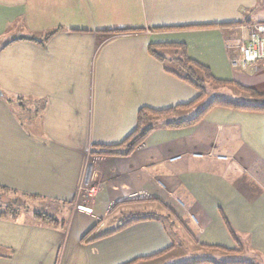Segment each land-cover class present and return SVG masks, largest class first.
<instances>
[{"label": "crops", "instance_id": "1", "mask_svg": "<svg viewBox=\"0 0 264 264\" xmlns=\"http://www.w3.org/2000/svg\"><path fill=\"white\" fill-rule=\"evenodd\" d=\"M263 5L0 0V185L17 201L14 214L0 215V264H139L186 241L231 256L181 262L174 255L162 264H264L263 111L215 105L194 124L167 125L194 118L205 96L154 120L130 155L100 148L122 142L141 107L167 109L197 97L192 84L171 72L180 70L174 44H184L214 78L231 82L226 86L244 101L213 100L251 102L243 88L264 93V58L248 70L231 61L253 25L264 22L257 10ZM25 198L40 210L21 208ZM51 200L69 202L71 211L101 200L108 211L121 203L114 210L152 214L85 242L69 220L36 217L38 211L56 216Z\"/></svg>", "mask_w": 264, "mask_h": 264}, {"label": "trees", "instance_id": "2", "mask_svg": "<svg viewBox=\"0 0 264 264\" xmlns=\"http://www.w3.org/2000/svg\"><path fill=\"white\" fill-rule=\"evenodd\" d=\"M177 48L180 49V53H178V56L174 58V61L177 63L179 67V71H171L175 73L180 78L184 79L185 81L192 84L198 91L197 97L190 103L181 105L178 107H171L167 109H153L147 106L141 107L138 111L137 115V125L135 129L120 143L116 145H109V146H101L102 149H108V150H101V152L105 153H113V154H119L118 152H113L112 150L116 149H124L126 150L123 155H130L133 153L136 148L143 143V141L146 139V137L152 132V130L155 128L154 122H149L152 118L151 117H157L162 118L165 115H168L170 113H174L179 108L190 106L193 103L203 99L206 96V89L205 84L207 80H210L214 82L217 85L226 86L230 85L231 82L224 81V80H218L214 78L211 71L204 65L200 64L199 62L189 58L186 50V46L184 44H174ZM150 52L157 57L159 60L163 61L164 57L160 55L153 46H150ZM244 89V90H243ZM242 91H245L247 95L251 97V102H245V103H236V102H230V101H224V100H213L210 102L202 111H200L194 118L191 119H181L179 121L175 122H169L167 125L170 127H183L187 125L194 124L198 121H200L204 115L215 105H225V106H232L236 108L241 109H247V110H253V111H263L264 112V93L259 92L253 88H243ZM97 147V146H96ZM93 153H96L95 150L92 151ZM2 189H8L6 186H1ZM17 201L13 200L12 204H16ZM121 203L115 204V206L112 208L114 209ZM10 205H8L2 212L1 216L7 215L9 212H13V208L10 209ZM12 207V206H11ZM14 207V206H13ZM15 212H13L14 214ZM36 217L40 220L51 222L54 224H62L63 221H60L56 216L50 215L46 211H38L35 213ZM152 213H138V214H130L126 216L125 218H122L119 221L118 226L115 229L109 230L104 232L103 234L99 236H90V233L92 229H90L86 234L82 236V241L89 242L93 241L99 238H102L106 235H109L113 233L114 231H117L121 229L122 227L128 225L131 222L142 220V219H148L150 218ZM201 263H210V264H219L212 261H203L199 262ZM222 264H248V263H235V262H227Z\"/></svg>", "mask_w": 264, "mask_h": 264}, {"label": "rangeland", "instance_id": "3", "mask_svg": "<svg viewBox=\"0 0 264 264\" xmlns=\"http://www.w3.org/2000/svg\"><path fill=\"white\" fill-rule=\"evenodd\" d=\"M257 10H258V15L264 18V5L259 6ZM261 23H264V22H261ZM166 64L173 66L169 60L167 61ZM249 68H252V66H248L245 68H239V69L248 70ZM205 89H206L205 99L195 107L197 108V111H198L197 114L201 111L200 109H203V107L206 106L214 98L225 99V100L230 99L232 101L237 100L241 102L244 101L243 98H241L240 93L237 91V89L231 86H217L212 81L207 80L205 84ZM171 114L172 113L168 115H171ZM165 117L166 116H163L162 118L151 117L152 119L149 122H153L154 120H161ZM6 192L8 191L0 189V195H1L0 196L1 197L0 207H4V206L7 207L11 203L12 207L10 206V209H12L14 206V204H12V201L14 200L15 195L12 192L7 193V194ZM24 200L25 201L22 203L23 205L21 206V208H25L28 211H34L38 209L40 210L41 205L39 202L35 201V199L25 198ZM43 201L44 202L46 201L48 203V200H43ZM81 203L83 204L80 205V208L74 211H71L70 210L71 207L69 205L70 203L67 201L51 200L50 202V205L52 207V212L56 215V217L59 220H63L64 222L68 220L70 221L71 226H69V228L73 234L75 233L76 230H78V231H81L82 235H84L92 228L93 229L90 233V236H92L95 233L99 234L101 230L103 231L104 229L108 227H113L112 225L114 224L116 225L120 219L125 218L131 213V211H133V210H128L129 207H120L117 210L112 209L111 211L110 210L108 211L103 207L101 200H98L96 204H93V205H91L90 203L84 202V201H82ZM41 209L43 210L44 207ZM170 217L172 216L170 215ZM191 244H192L191 242L186 241L185 243H182L181 246H177L176 249L169 255L161 256V257L151 260L150 262H146V263L143 262L139 264H162L163 261L167 259V256L170 257L174 255L177 256V257L174 256L177 259L182 258L183 261L181 262L189 261L190 260L189 258H191V261H192V259L196 257L197 258L211 257L212 259L220 260L221 253L223 251H220V250L218 251L217 249H213V248L211 249V247L208 248L202 245L193 247ZM222 255L225 256L224 259H226V256H231L225 253H222ZM186 256L189 258H186Z\"/></svg>", "mask_w": 264, "mask_h": 264}, {"label": "built area", "instance_id": "4", "mask_svg": "<svg viewBox=\"0 0 264 264\" xmlns=\"http://www.w3.org/2000/svg\"><path fill=\"white\" fill-rule=\"evenodd\" d=\"M253 31L247 43L240 45L238 52L233 55L231 61L235 67L245 68L255 66L258 60L264 58V23L253 25ZM200 155L201 154H197ZM182 156H174L170 160L174 161ZM225 157V156H219Z\"/></svg>", "mask_w": 264, "mask_h": 264}, {"label": "water", "instance_id": "5", "mask_svg": "<svg viewBox=\"0 0 264 264\" xmlns=\"http://www.w3.org/2000/svg\"><path fill=\"white\" fill-rule=\"evenodd\" d=\"M0 95H3L2 91L0 90Z\"/></svg>", "mask_w": 264, "mask_h": 264}]
</instances>
